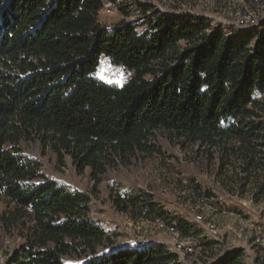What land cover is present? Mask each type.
Instances as JSON below:
<instances>
[{"label":"trees","instance_id":"trees-1","mask_svg":"<svg viewBox=\"0 0 264 264\" xmlns=\"http://www.w3.org/2000/svg\"><path fill=\"white\" fill-rule=\"evenodd\" d=\"M107 1L117 0H0V224L23 239L8 264H183L162 243L108 246L88 218L89 195L50 179L29 145L89 168L97 184L108 167L159 151L163 132L215 150L220 182L264 200V21L233 32L136 0L119 10L141 15L108 27L99 22ZM102 57L128 78L99 80ZM111 200L213 245L145 193ZM242 255L214 264H245Z\"/></svg>","mask_w":264,"mask_h":264},{"label":"rangeland","instance_id":"rangeland-1","mask_svg":"<svg viewBox=\"0 0 264 264\" xmlns=\"http://www.w3.org/2000/svg\"><path fill=\"white\" fill-rule=\"evenodd\" d=\"M136 0L105 2L99 12V22L108 27L121 19L133 20L142 11L133 8L129 16L118 10L105 11L110 4H129ZM150 4L164 15H191L207 18L213 28L228 31L251 29L264 21V0H137ZM96 77L109 84H121L128 75L106 57L100 59ZM264 98V95L262 96ZM160 150L152 155L141 154L129 162L108 167L101 182L95 184L89 168L76 171L69 158L58 165L49 151L41 153L37 145L29 151L41 162L44 172L52 180L72 190H80L90 197V220L98 222L110 238L108 246L127 247L162 243L168 248L180 244L183 264H214L221 257L238 249L243 251L245 264H264V200L254 201L249 189L231 191L216 175L213 149L157 132ZM228 185V186H227ZM230 188V189H229ZM145 193L165 210L194 223L200 237L213 241L210 249L198 245V237L173 234L167 222L146 217L133 218L116 209L111 194ZM4 206L0 203V212ZM196 216H200L199 219ZM161 222L163 225H161ZM214 225L212 233L208 226ZM23 242L20 232L3 231L0 224V264L11 262L13 251ZM189 248L191 250H189ZM187 252V253H186Z\"/></svg>","mask_w":264,"mask_h":264},{"label":"built area","instance_id":"built-area-1","mask_svg":"<svg viewBox=\"0 0 264 264\" xmlns=\"http://www.w3.org/2000/svg\"><path fill=\"white\" fill-rule=\"evenodd\" d=\"M104 7V6H103ZM103 9V8H102ZM101 9V10H102ZM106 13L108 14H112L114 12H117L119 10V6L116 5V4H110L109 6L105 7L104 8ZM100 10V11H101ZM198 217L199 219H201L200 216H196ZM161 225H163V223L161 222ZM209 230L214 233L215 232V229H214V225L213 224H209L208 226ZM166 229L169 230L170 232H172L173 234H179L181 235L173 225H166ZM168 248V247H167ZM170 251L174 252L176 255L179 256L180 259H182L184 257V254L182 253V250H181V247H180V244H178L177 246H174L173 248H168ZM189 250H191L189 248ZM187 253V252H186Z\"/></svg>","mask_w":264,"mask_h":264}]
</instances>
